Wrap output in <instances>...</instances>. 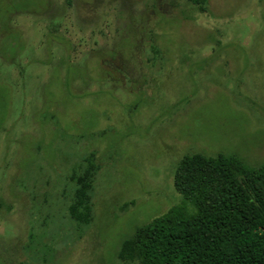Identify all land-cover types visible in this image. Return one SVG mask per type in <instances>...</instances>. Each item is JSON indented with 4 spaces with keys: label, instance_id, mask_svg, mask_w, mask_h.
I'll use <instances>...</instances> for the list:
<instances>
[{
    "label": "rangeland",
    "instance_id": "374dc122",
    "mask_svg": "<svg viewBox=\"0 0 264 264\" xmlns=\"http://www.w3.org/2000/svg\"><path fill=\"white\" fill-rule=\"evenodd\" d=\"M195 152L264 161V0H0V264H125Z\"/></svg>",
    "mask_w": 264,
    "mask_h": 264
},
{
    "label": "trees",
    "instance_id": "16d2710c",
    "mask_svg": "<svg viewBox=\"0 0 264 264\" xmlns=\"http://www.w3.org/2000/svg\"><path fill=\"white\" fill-rule=\"evenodd\" d=\"M187 1L207 9V0ZM96 170L90 163L76 179L69 213L78 223L91 221ZM173 185L182 203L123 241L118 256L125 264H264V161L250 167L233 156L185 154Z\"/></svg>",
    "mask_w": 264,
    "mask_h": 264
}]
</instances>
